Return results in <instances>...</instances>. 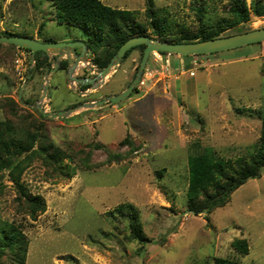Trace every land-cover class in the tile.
Segmentation results:
<instances>
[{"label":"rangeland","instance_id":"rangeland-1","mask_svg":"<svg viewBox=\"0 0 264 264\" xmlns=\"http://www.w3.org/2000/svg\"><path fill=\"white\" fill-rule=\"evenodd\" d=\"M100 1L134 11L150 34L146 0ZM152 1L160 17L173 23V35L198 29L199 7L209 24L226 19L230 7V0ZM241 1L264 5V0ZM249 15L248 22L221 37L264 28V16ZM4 32L42 42L86 40L83 30L56 22L48 0H0V34ZM139 54L133 50L101 88L87 94L75 83L71 88L57 68L42 107L64 111L121 93L139 64ZM33 59L22 49L0 44V118L9 119L17 132H36L40 137L32 150L50 144L61 151L60 165L67 169L59 173L56 165L31 152L21 158L20 183L45 203V211L35 219L25 212L4 171L0 224L13 223L25 235V264H213L214 257L264 264V172L210 214L189 213L185 196L187 157L194 147L210 148L217 157L234 161L247 157L258 142L264 119V42L204 56L160 55L159 62L150 54L140 78L143 84L137 83L129 96L45 120L35 106L51 67L40 73ZM88 67L90 74L97 72L94 65ZM126 134L140 149L124 157L128 146L119 142ZM97 144L123 158L94 168L106 156ZM84 161L91 168H85ZM120 204L137 210L145 244L130 238L127 217H108ZM236 239L246 241L245 255L232 248Z\"/></svg>","mask_w":264,"mask_h":264},{"label":"trees","instance_id":"trees-1","mask_svg":"<svg viewBox=\"0 0 264 264\" xmlns=\"http://www.w3.org/2000/svg\"><path fill=\"white\" fill-rule=\"evenodd\" d=\"M48 1L54 9V17L58 24L78 28L86 33L84 42L88 51V59L97 69L104 68L117 49L131 37L149 36L175 44L205 41L221 37V34L227 29L248 22L250 12L254 16H264V5L258 1H254L247 6L241 0H230L226 19H220L214 24H209L204 20V9L199 7L195 9L200 21L198 29L195 32L180 30L181 32L178 35H173V23L167 18L160 17L162 12L153 8L152 0H146V16L150 28V34H148L145 25L136 21L134 11L111 8L104 5L100 0ZM40 26L43 28L44 23H41ZM239 32L242 33L243 31ZM0 36L20 35L4 32ZM12 47L14 46L12 45ZM144 48V45H139L129 49L122 58L121 63L133 50L139 51L140 63ZM19 49L30 53L27 49ZM159 54L166 55L167 53L160 52ZM33 60L35 69L40 73L50 67L47 55L41 51L34 54ZM138 66L139 64L136 66L132 79ZM59 69L60 71L66 69L65 60L61 61ZM85 88V86H82V90ZM39 116L45 120V117L40 113ZM39 137L36 132L33 134L17 132L9 119L0 118V181L4 176V171H7L8 178L15 185L19 201L23 202L25 212L32 219L45 211V203L39 196L28 194L25 187L20 183L19 175L24 169L22 161L24 159L21 158L26 153L31 152L30 154L44 156L56 165L59 173L63 174L64 170L67 169V167L60 165L64 157L63 153L57 149L53 150L50 144L44 146L39 144L37 149L32 150ZM130 138V135L126 134L124 139L119 142L120 146H128L124 157L140 149V144H135L130 141ZM96 147H100L106 156L102 162L93 165L94 168H99L123 158L122 153H112L104 145L97 144ZM83 163L85 168H91L92 166L89 161ZM187 171L188 178L185 193L187 210L193 211L195 215L200 213L210 214L216 208L225 206L235 190L248 180L259 178L261 172H264V119L261 120V132L258 142L251 147L247 157H238L234 161L225 160L217 157L210 148L197 149V147H194L187 157ZM116 214L127 217L132 240L141 245L147 242L139 222L138 212L131 204H120L116 209L107 213L111 219H114ZM205 220L207 221L208 218L205 217ZM27 246L28 240L19 226L13 223L0 224V263L3 261L5 264H25ZM231 246L240 254L245 255L247 253L248 246L245 240L236 239L231 243ZM212 262L213 264H240L233 259L217 257L212 258Z\"/></svg>","mask_w":264,"mask_h":264},{"label":"water","instance_id":"water-1","mask_svg":"<svg viewBox=\"0 0 264 264\" xmlns=\"http://www.w3.org/2000/svg\"><path fill=\"white\" fill-rule=\"evenodd\" d=\"M264 42V28L251 30L239 34H233L224 37H218L205 41L189 42V43H169L161 41L149 36H135L127 39L115 52L109 63L101 69H97V72L92 77H77V69L79 64L86 63L87 47L82 41H70V42H42L37 39L22 36H0V44L13 45L17 48H23L30 51L31 56L36 52L45 53L51 63V68L47 74L43 77V85L41 89V102L37 103L36 110L45 118L57 119L68 117L80 108L92 109L94 107H103L107 104H115L121 101L123 98L130 95L139 79L144 72L148 57L152 53H167L176 54L178 56H196V55H210L234 48H238L244 45L255 44ZM144 45L145 48L142 52V57L135 73L134 78L130 81L128 86L119 94L115 96H107L100 101L83 103L82 105L75 106L71 109L49 112L42 106V102L46 101L48 94V80L50 76L55 72L59 66L61 59H65L68 63L66 70V77L68 84L72 88L75 83L78 86H88V90H97L104 85L107 77L118 67L121 63L125 53L136 46ZM77 48H80V52H77ZM52 60V61H51ZM86 71H90L89 67L85 65ZM75 91V89H73ZM20 99V95H19ZM39 100V101H40ZM193 214V211H188Z\"/></svg>","mask_w":264,"mask_h":264},{"label":"flooded vegetation","instance_id":"flooded-vegetation-1","mask_svg":"<svg viewBox=\"0 0 264 264\" xmlns=\"http://www.w3.org/2000/svg\"><path fill=\"white\" fill-rule=\"evenodd\" d=\"M82 42H84V41H82ZM85 43V42H84ZM77 50V52L79 53L80 52V48H77L76 49ZM31 54V53H30ZM87 55H88V51H87V54H86V59H88L87 58ZM34 56V55H33ZM63 60H65V59H61L60 60V62H59V66H58V69L56 70V71H60V69H59V67H60V63H61V61H63ZM89 60V59H88ZM66 61V60H65ZM67 65H68V63H67V61H66V69L64 70V71H62V72H64V74H66V70H67ZM50 67H51V65H50ZM97 69V68H96ZM89 73V76H87V77H92V76H94V75H92V74H90V72L89 71H86V69L83 67V66H81V63L79 64V67H78V69H77V77H86V76H84V75H82L83 73ZM86 88L84 89V90H82V86H78V91L81 93V92H84V91H86L89 87L88 86H85ZM78 92V93H79ZM39 98H41V88H40V90H39ZM75 106V105H74Z\"/></svg>","mask_w":264,"mask_h":264},{"label":"built area","instance_id":"built-area-1","mask_svg":"<svg viewBox=\"0 0 264 264\" xmlns=\"http://www.w3.org/2000/svg\"><path fill=\"white\" fill-rule=\"evenodd\" d=\"M152 55V57H153V60H154V62H159L160 61V55L161 54H159V53H152L151 54ZM86 64H87V66H90V67H92L88 62H86ZM165 64L166 65H168V61H165ZM81 66H85L84 64H82L81 63ZM92 73H94V72H92ZM191 75H192V73H191ZM143 84V80L142 79H140L139 81H138V86H141Z\"/></svg>","mask_w":264,"mask_h":264},{"label":"crops","instance_id":"crops-1","mask_svg":"<svg viewBox=\"0 0 264 264\" xmlns=\"http://www.w3.org/2000/svg\"><path fill=\"white\" fill-rule=\"evenodd\" d=\"M113 72H114V71H113ZM113 72H112V73H113ZM112 73H111V74H112ZM111 74H110V75H111ZM110 75L107 77V79L105 80V82H107V80L109 79ZM121 92H122V91H121Z\"/></svg>","mask_w":264,"mask_h":264}]
</instances>
